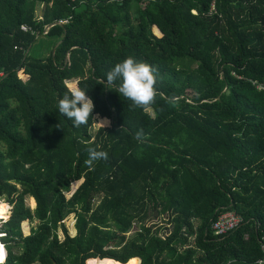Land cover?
I'll return each instance as SVG.
<instances>
[{"label":"trees","instance_id":"1","mask_svg":"<svg viewBox=\"0 0 264 264\" xmlns=\"http://www.w3.org/2000/svg\"><path fill=\"white\" fill-rule=\"evenodd\" d=\"M212 1L0 0L5 264H264V0ZM128 56L158 68L151 115L100 83ZM71 81L108 127L59 113ZM96 145L109 158L89 168ZM227 211L241 223L215 235Z\"/></svg>","mask_w":264,"mask_h":264},{"label":"clouds","instance_id":"2","mask_svg":"<svg viewBox=\"0 0 264 264\" xmlns=\"http://www.w3.org/2000/svg\"><path fill=\"white\" fill-rule=\"evenodd\" d=\"M158 68L150 63L138 60L133 56H128L120 62H117L106 74V80L100 83L104 85H113L120 81L115 88L121 96L132 102L135 108H141L151 115L150 109L155 103L158 95L157 85ZM68 91L58 101V111L61 115L73 122L74 127L87 125L90 119L110 124L107 118L100 120L93 116L95 104L88 95V89L72 87L66 85ZM106 87V86H105ZM110 88V87H106ZM113 89V88H111ZM60 127V124L57 125ZM136 138L143 140L144 130L140 129L136 133ZM88 158L85 165L89 168L94 167V163L100 160L107 161L109 154L102 150L101 145L87 147Z\"/></svg>","mask_w":264,"mask_h":264},{"label":"rangeland","instance_id":"3","mask_svg":"<svg viewBox=\"0 0 264 264\" xmlns=\"http://www.w3.org/2000/svg\"><path fill=\"white\" fill-rule=\"evenodd\" d=\"M47 51H48V39L46 37L41 36L36 40L32 54L35 55V57H42V56H44V54H46ZM156 55L158 56V54H156ZM19 76L21 78H24L23 74L21 72L19 73ZM72 84H75V81L69 82L68 85L71 86ZM108 126H109V124L104 125L103 123L97 121L96 126L94 128V132L97 130L98 127H108ZM135 153H136L137 157L139 159H142V160L151 159V155H152L149 151H144V148L141 146H138V148L135 150ZM80 183L81 182L74 183L72 186V191L70 193H68L67 196H71L73 194V192L75 191V189L79 186ZM3 201L5 202V201H7V199L2 198L0 200V204H3ZM7 202L9 203V201H7ZM26 204H28V206L31 209H34L36 206V203H33L31 198L26 199ZM11 210L12 209H10V211H9V216L11 214ZM4 221L5 220H0V229H2V225H3ZM74 221H75L74 213L70 214L65 219V225L68 228L70 235L75 234ZM37 225H38V221H34V222L25 221V222H23L21 225V231H22L23 236L25 237V236L30 235L31 231ZM158 225H159V223H158ZM139 230H140V226L137 225V223H135L132 230L127 233V237H129V238L134 237ZM60 237H61V239L64 237L62 231H60ZM0 241L5 242L6 240H0Z\"/></svg>","mask_w":264,"mask_h":264},{"label":"built area","instance_id":"4","mask_svg":"<svg viewBox=\"0 0 264 264\" xmlns=\"http://www.w3.org/2000/svg\"><path fill=\"white\" fill-rule=\"evenodd\" d=\"M214 1L215 0H213L211 4V11L214 10V5H213ZM66 22L67 20H60L58 23L65 24ZM20 29L23 32H28L31 30L28 26H25V25H22ZM45 30H47V27ZM44 34H46V31H44ZM240 223H241L240 216H238L234 212L227 211V212L220 214L217 217V219L212 222L211 229L215 235L221 236L232 230L238 229ZM5 238H6L5 233L2 232L0 229V240H5ZM0 248L7 251V254H4V255H2V253L0 252V264H5L7 257H8V244L6 242L0 241ZM34 264H39V263H34Z\"/></svg>","mask_w":264,"mask_h":264},{"label":"bare ground","instance_id":"5","mask_svg":"<svg viewBox=\"0 0 264 264\" xmlns=\"http://www.w3.org/2000/svg\"><path fill=\"white\" fill-rule=\"evenodd\" d=\"M0 252L2 255L7 254L6 250L0 248ZM87 264H118L116 261L113 260H101V259H91L87 261Z\"/></svg>","mask_w":264,"mask_h":264},{"label":"water","instance_id":"6","mask_svg":"<svg viewBox=\"0 0 264 264\" xmlns=\"http://www.w3.org/2000/svg\"><path fill=\"white\" fill-rule=\"evenodd\" d=\"M51 26H52V25L47 26V29L50 28ZM58 45H59V42L54 46V48H53V53H54V51L56 50V48H57ZM29 51H30V49H29L28 51H26L24 57H25L26 55H28ZM66 59H67V56H66ZM9 217H10V216H9ZM9 217H8V218H9Z\"/></svg>","mask_w":264,"mask_h":264},{"label":"crops","instance_id":"7","mask_svg":"<svg viewBox=\"0 0 264 264\" xmlns=\"http://www.w3.org/2000/svg\"><path fill=\"white\" fill-rule=\"evenodd\" d=\"M134 225H135V223H134ZM137 225H139V223H137Z\"/></svg>","mask_w":264,"mask_h":264}]
</instances>
